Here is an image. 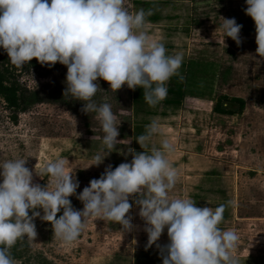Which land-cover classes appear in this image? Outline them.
<instances>
[{"label":"rangeland","instance_id":"1","mask_svg":"<svg viewBox=\"0 0 264 264\" xmlns=\"http://www.w3.org/2000/svg\"><path fill=\"white\" fill-rule=\"evenodd\" d=\"M126 2L130 12L151 10L147 17L157 19L146 17L148 36L163 42L168 54H183L179 71L186 76L185 97L180 104L136 105L132 89L125 85L113 92L98 78L103 91L98 90L93 99L109 103L121 122L114 150L100 165H91L104 148V133L95 113H85L83 102L65 95L67 67L59 63L43 79L35 71L20 69L15 76L26 90L22 110L8 109L0 99V161L26 158L33 182L45 187L50 178L43 173L44 167L67 159L79 181L76 194L69 198L73 208L80 210L83 204L77 196L83 188L99 178L107 165L114 169L130 162L128 148L142 152L136 138L155 120L158 132L146 150L159 148L164 139L172 144L174 150L167 159L177 171V182L170 196L189 197L199 207L214 209L224 204L220 227L238 236L233 255H264V57L256 53L255 25L245 12V0ZM220 17L235 18L242 25L241 44L225 36L224 46ZM221 96L243 100L242 113H215ZM222 105L238 110L235 103L222 101ZM129 202L133 204L128 214L134 225L131 231L122 233L116 222L89 217L71 244L52 234L50 222L35 217L37 236L34 242L17 241L22 258L14 264H131L133 250L161 255L156 245L168 243L167 230L148 246L139 205L134 204V196ZM36 211L43 215L41 209ZM61 214L62 210L57 217Z\"/></svg>","mask_w":264,"mask_h":264},{"label":"clouds","instance_id":"2","mask_svg":"<svg viewBox=\"0 0 264 264\" xmlns=\"http://www.w3.org/2000/svg\"><path fill=\"white\" fill-rule=\"evenodd\" d=\"M245 3L255 25L256 53L264 57V0ZM148 15L151 10L143 8L130 12L126 0H0V48L10 63L23 68L35 58L42 66L57 62L66 66L65 95L83 102L85 113H95L104 148L91 165H100L114 150L121 122L109 103L93 99L98 90L103 91L98 78L113 92L125 85L142 88L144 100L152 107L166 99L173 76L184 79L179 71L183 54H168L163 42L148 36ZM220 18L224 46L225 36L241 44L242 25L235 18ZM158 127L155 120L145 126V133L136 138L143 151L128 148L130 162L114 169L107 165L99 178L89 181L77 196L83 204L80 210L69 199L79 181L67 159L44 167L50 178L45 187L33 182L26 158L0 161V264H14L10 249L18 240L34 242L35 217L50 222L52 234L65 244L78 238L89 217L116 222L122 233L131 231L134 225L128 214L133 196L145 222L148 246L167 230L168 243L156 245L162 264H236L238 236L220 227L226 206L199 207L189 197L170 196L177 182V171L167 159L172 144L164 139L159 148L146 150Z\"/></svg>","mask_w":264,"mask_h":264},{"label":"trees","instance_id":"3","mask_svg":"<svg viewBox=\"0 0 264 264\" xmlns=\"http://www.w3.org/2000/svg\"><path fill=\"white\" fill-rule=\"evenodd\" d=\"M137 4V2H135ZM157 16L154 17H147L149 21H155ZM59 63L57 62L52 67L42 66L40 63L33 58L28 64H25L23 68H17L12 65L9 61V57L7 53L0 49V99L4 102L8 109L19 111L22 110V103L24 102V96L26 90L17 80L15 73L19 72V70H26V71H35L39 78H47L51 71L58 67ZM184 79L181 81L178 76H173L167 84L168 87V95L166 99L159 102L156 106H160L161 104L165 106H178L181 100L185 97V90H184V82L186 80V76L180 73ZM133 92V101L137 104H147L144 100L142 88L137 87L135 90L132 89ZM222 101H227L231 103H235L238 105V110H227L222 105ZM245 108V103L243 100L238 98L229 99L226 96H221L220 100L215 105L213 111L217 114L221 115H235L241 114ZM16 118L13 117V120ZM70 199V198H69ZM71 201V199H70ZM18 247L14 245L10 249L11 256L13 260H20L21 254L17 251Z\"/></svg>","mask_w":264,"mask_h":264},{"label":"crops","instance_id":"4","mask_svg":"<svg viewBox=\"0 0 264 264\" xmlns=\"http://www.w3.org/2000/svg\"><path fill=\"white\" fill-rule=\"evenodd\" d=\"M131 264H162V255H156L153 252L145 251L142 254L133 250ZM236 264H264V255H234Z\"/></svg>","mask_w":264,"mask_h":264}]
</instances>
